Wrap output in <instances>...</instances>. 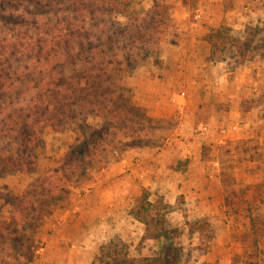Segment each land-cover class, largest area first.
<instances>
[{"label":"rangeland","instance_id":"rangeland-1","mask_svg":"<svg viewBox=\"0 0 264 264\" xmlns=\"http://www.w3.org/2000/svg\"><path fill=\"white\" fill-rule=\"evenodd\" d=\"M38 1L0 3L1 15L26 20L19 26L0 18V67L11 69L23 80L15 88L9 84L0 88V129L7 134L0 138V264H130L128 260L142 257H160L161 264H264V174L249 181L244 176L238 183L225 177L227 208L204 216L191 213L184 194L177 195L174 203H167L163 197L139 187L138 178L132 177L131 183L137 189L128 185L131 192L117 195L111 204L117 208L112 215L91 222L86 209L92 190L99 187L95 183L103 169L131 149H157L180 136L176 132L178 117L160 118L151 113L152 104L158 105L159 99L165 100L160 104L169 105L177 93L191 91V82L183 77L186 66L180 63L185 51L170 47L178 39L183 40L174 31L172 11L176 4L171 0H83L85 7L73 3L82 0H41L48 5ZM196 3L193 0L191 6ZM255 3L254 12L264 11V0ZM72 5L77 6L76 12L70 9ZM234 5V0H224V11ZM157 10L163 21L155 27ZM244 24L241 29L232 24L213 28V60H226L229 67L246 61L264 64V15L250 14ZM83 25L84 30L80 28ZM124 28L127 32L123 34ZM93 64L103 66L129 90L126 97L130 101L126 103L139 111L133 110L128 118L121 114L105 117L74 105V119L59 117L62 129L46 122L37 125L41 140L31 153L34 168L19 172L28 158L19 163L14 157L18 128L23 126L26 114L35 113L40 106L30 103L31 98L37 92L47 96L46 87L74 71L89 70ZM50 80L53 84L48 83ZM140 110L146 117L142 114L138 119L135 114ZM13 116L17 126L11 125ZM106 120L117 127L85 151L80 127L100 128ZM28 122L36 123V115ZM120 124L127 126L120 129ZM201 149L204 159L212 158L210 147ZM241 151L239 145L233 149L221 147L218 156L225 169L244 166ZM250 152V157L258 154L252 146ZM12 160L17 163L11 164ZM186 163L179 160L173 167L184 169ZM63 165L68 174L61 176L63 183L49 181L54 188L51 194L28 193L35 180ZM246 166L245 171H251V165ZM261 168L264 171V163ZM82 169L86 176H81ZM68 187L67 204L56 205L57 192L64 195L63 189ZM76 204L84 208V213L81 209L72 212ZM69 208L71 212L67 213ZM74 215L70 222L68 218ZM157 234L161 237L154 238ZM168 239L171 244H167ZM41 245L44 251L38 254ZM212 246L214 250H208Z\"/></svg>","mask_w":264,"mask_h":264},{"label":"crops","instance_id":"crops-1","mask_svg":"<svg viewBox=\"0 0 264 264\" xmlns=\"http://www.w3.org/2000/svg\"><path fill=\"white\" fill-rule=\"evenodd\" d=\"M171 1L176 4L172 11L174 31L179 32L183 36L179 38L183 40L178 39L170 47L185 51L180 63L186 66L183 77L185 82H191V91L177 93L173 104H160L165 100L159 99L158 105L152 104L151 113L160 118L178 117L176 132L180 136L157 149H131L121 160L103 169L95 183L99 187L92 190L86 209L92 217L91 222L111 216L117 209L116 206L110 207L117 195L137 189L131 183L132 177L138 178L139 187L151 191L153 196L163 197L167 203H174L177 195L184 194L191 213L198 212L203 216L227 208L223 195L225 177H231L237 183L244 176L248 181L257 175L263 177L261 166L264 158L260 155L264 156V64L246 61L229 67L226 60H213L211 40L213 28L232 24L241 29L250 14L261 13L263 16V10L256 13L252 5L259 0H234V8L227 11H224V0H197L194 6H191L193 0ZM237 145L243 148L240 154L245 161L244 166L225 169L218 153L223 146L233 149ZM203 146L213 150L211 159H204ZM251 146L258 153L252 157ZM179 160L187 161L184 169L173 167ZM247 163L251 165L248 172L245 171ZM71 208L75 213L81 209L79 204ZM81 211L84 213V208ZM66 212H71V209ZM68 219L73 221L75 215ZM187 241L195 244L191 239ZM208 250H214L213 246Z\"/></svg>","mask_w":264,"mask_h":264},{"label":"trees","instance_id":"trees-1","mask_svg":"<svg viewBox=\"0 0 264 264\" xmlns=\"http://www.w3.org/2000/svg\"><path fill=\"white\" fill-rule=\"evenodd\" d=\"M2 1L7 2L8 0H0V3ZM32 1V0H28ZM4 3V2H3ZM37 3L43 5H48V2H43L39 0ZM73 3L76 4H82L86 7L85 1H73ZM70 9H72L73 12L77 11V6H70ZM159 10V9H158ZM156 11V26H160L161 22L163 21L162 15L160 12ZM0 18L5 22L9 23L11 25H24L26 23V20L21 16H3L0 14ZM78 19V18H75ZM73 26V24H72ZM80 28L82 30L85 29L84 25ZM74 32V31H72ZM77 32V31H76ZM126 28L123 29V34L126 33ZM108 40L110 41L111 38L109 37ZM69 40H66V43H68ZM213 51V50H212ZM89 70H81L80 72H72L69 76H64L61 78L60 82L54 83V85H49L47 88V92L49 94L47 96L39 94L37 92L33 98H31L30 103L32 101L37 102V105H40L35 110V113L30 111V113L26 114L25 116V122L23 126L17 127L18 131L20 133V137L17 139L16 144V152H15V158L17 162L22 163L21 161L24 158H28V161L22 168L19 169V172H24L26 169L32 170L34 168V160L31 158V153L33 148L39 145L41 140V135L39 133V129H37V125L42 124L46 122L48 125H52L54 127H58L59 129H62V123L63 121L59 117L74 119L75 118V111L73 106L78 105L79 107L84 108H90V112L92 114H99L102 116L109 115L110 117L113 115L114 117H118V114H121L125 118H128L129 115L133 114V110L135 112L139 111V108H136L134 106L128 103L127 100H129L126 97V94L129 93V90L122 84L116 82L114 80L112 73L107 72L103 66L100 64H93L92 66H89ZM23 80L19 79V76L15 74V72L11 71V69L0 67V88H4L6 85L9 84L11 88H15L17 84H23ZM53 80L48 81L49 84H51ZM110 83L108 86H106ZM53 84V83H52ZM37 88V86H35ZM115 91H114V90ZM119 93V94H118ZM71 98V99H70ZM70 99V100H68ZM130 101V100H129ZM58 104V106H56ZM130 106V110L127 109V107ZM131 113V114H130ZM138 114V113H137ZM135 114L138 119H141L139 116L143 114L144 117H146L144 112H141L140 114ZM33 115H36L37 122H28L29 118L31 119ZM13 118V119H12ZM11 118V125L17 126L18 123L16 122V117L13 116ZM43 119V120H41ZM21 118H19L20 123ZM23 120V119H22ZM18 121V120H17ZM21 125V124H20ZM57 125V126H56ZM120 129H125L127 125H119ZM113 126L112 123L106 122L104 125H102L100 128L92 127L91 125H84L80 127L79 132L83 135L82 145L85 149V151H90L91 148L96 145V142L98 140H101L109 134L110 130ZM11 129V128H10ZM132 128H130L131 130ZM132 131V130H131ZM7 136L5 130L0 129V138ZM75 156L71 158L72 161ZM16 161L12 160V163H17ZM66 163V162H65ZM81 169V168H80ZM85 170V169H84ZM74 172V169L72 170ZM72 172V173H73ZM67 173L66 166L59 167L57 169H54L50 171V173L39 177L37 180H35L29 187L30 194L34 195H48L51 194L54 191V188H52V181L54 179H57L60 183H63V179L61 176ZM75 173V172H74ZM86 172L82 169L81 176H86ZM49 182V183H48ZM71 187V186H70ZM63 189L64 195H61V192H57V201L56 205L60 203V205L65 206L67 204V201L69 199V189ZM62 190V189H61ZM28 193L25 195L27 197ZM63 200V202L61 201ZM51 212H48V214H51ZM44 217V216H43ZM42 217V218H43ZM143 222L145 219L142 220ZM154 238L161 237L160 234H157L153 236ZM171 240H167V244H171ZM255 245L257 247V241H255ZM130 264H161V258L160 257H142L140 259L136 260H128Z\"/></svg>","mask_w":264,"mask_h":264},{"label":"built area","instance_id":"built-area-1","mask_svg":"<svg viewBox=\"0 0 264 264\" xmlns=\"http://www.w3.org/2000/svg\"><path fill=\"white\" fill-rule=\"evenodd\" d=\"M203 129L206 130L207 127H204ZM43 251H44V246L41 245V246H39V247L37 248V251H36V252H37L38 254H42Z\"/></svg>","mask_w":264,"mask_h":264}]
</instances>
